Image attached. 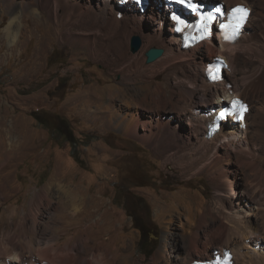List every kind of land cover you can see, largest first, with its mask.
Listing matches in <instances>:
<instances>
[{
    "label": "rangeland",
    "instance_id": "rangeland-1",
    "mask_svg": "<svg viewBox=\"0 0 264 264\" xmlns=\"http://www.w3.org/2000/svg\"><path fill=\"white\" fill-rule=\"evenodd\" d=\"M247 1L255 6L254 9L264 11V0ZM136 7L139 8L138 5ZM3 11H7V4L5 0H0V163L3 166L0 167V218L9 222L8 227L0 224V236L14 231L16 220L29 216L31 202L46 189L52 194L53 204L48 208L43 206V211L36 215L45 238L55 234L57 241L64 244L70 238L83 239L87 235L91 238V247H87L84 254L88 252L90 255L99 248L124 257L126 249L123 251L122 248H129L128 255L138 264H154V256L168 240L165 255L171 258L176 250L186 246L183 227L186 216L175 213L174 219H169V212L178 203V198L194 197L195 202L202 196L215 213L220 210V201L216 196L215 184L218 179L208 170L207 160L194 158L189 169L180 166L178 159L166 164L162 147L156 150L132 130H124L120 124L137 112L145 118L150 115L156 118L159 110L163 111L165 117L178 121L174 111L157 107L171 92L167 75L159 74L150 80L143 77L128 80L119 71L121 60L92 57L88 48H76L62 40L46 11L40 14L22 11L24 36L19 42L11 43L4 35L9 14H3ZM164 14L170 22L167 10ZM262 17L254 16L250 28L264 32ZM205 47L203 45L200 50L190 51L186 62L196 60L201 66L198 56L204 53L209 63L214 56L210 57L213 54L207 53ZM245 60L239 58L238 73L236 71L235 74L239 77V84L241 76L246 73L247 68L242 69ZM245 64L249 73L260 66L264 69V61L260 57L248 59ZM198 65L192 64L185 70L195 73ZM116 83L130 84V87L120 90L114 87ZM157 86H162L160 92ZM56 87L61 89L56 90ZM210 93L211 101L199 106L207 110L212 108L214 113L217 107L222 106H216L218 102L213 103L217 98ZM110 95L117 98L115 106L108 99ZM137 100L153 107V110L135 106ZM38 109L66 116L78 136L89 132L94 135V140L88 146L77 149L81 164L72 156L69 142H58L54 133L33 117L32 112ZM250 123L249 139L240 146L243 149H248L245 147L247 145L256 148L255 162L239 148L234 158L222 164L233 168L239 165L243 170L242 177L236 179L237 190L245 188L255 192L260 203L254 216L247 215L245 219L253 220L252 225L264 233V126L263 132L259 133L253 117ZM186 127L187 121L181 124L182 132ZM9 134L13 136L12 139ZM185 152L191 150L186 149ZM9 155L12 157L9 158ZM121 186L127 188L124 196L119 193ZM74 204L80 206V212L73 211ZM131 210L142 217L147 233L157 244L151 256L140 251L142 232L135 226ZM27 219L30 223L33 218ZM199 222L200 213L195 218L196 225ZM221 247L220 242L215 243L209 249V255ZM256 247L259 249V246ZM163 262L166 261L163 259ZM241 262L248 264L243 258L239 264ZM254 263L258 264L256 261Z\"/></svg>",
    "mask_w": 264,
    "mask_h": 264
},
{
    "label": "bare ground",
    "instance_id": "bare-ground-1",
    "mask_svg": "<svg viewBox=\"0 0 264 264\" xmlns=\"http://www.w3.org/2000/svg\"><path fill=\"white\" fill-rule=\"evenodd\" d=\"M226 1L228 7L238 3H247L252 8L254 6L247 0ZM5 3L7 11H3V14H9V22L4 35L11 43L19 42L24 36L22 29L24 14L21 15L22 11L25 10L33 14L46 11L54 21L62 40L70 42L76 48H88L92 57L102 60H121L119 71L128 80H138V77L150 80L159 74L167 75L171 84V92L157 107L166 110L169 108L174 111L178 121L174 122L168 116L165 117L163 111L159 110L156 118L153 115L145 118L137 112L131 114V118L122 120L120 124L124 130H132L138 137L153 145L156 150L162 147L166 164L178 159L181 161L179 162L180 166L189 169L194 158L207 160L208 170L218 179L215 185L216 196L220 201V210L215 213L202 196L195 202L194 197L180 196L177 200L178 203H175L169 212V219L172 221L175 213L186 216L187 221L183 223L186 246L176 250L174 255L168 258L165 255V246L169 244V241H164L161 250L153 258L154 264H188L195 260H204L210 256L208 251L217 242L222 245L220 249H232L234 264H237V261L239 264V260L242 258L248 264H252L254 261L264 264V233L252 225L253 220L245 219L247 215L254 216L258 211L260 207L258 197L255 192L248 189L237 190L236 179L241 176L243 171L239 165L233 168L222 164L225 160L234 158L239 148H241L240 152L250 156L254 162L257 157L254 146L247 145L245 147L248 149H243L240 144L244 145L249 139L251 117L254 118L259 133L264 126V97L262 96L264 95V69L260 66L249 73L245 64L248 59L255 57H260L264 61V32H259L258 28H250L252 26L251 19L256 15L264 17V11L253 8L243 34L235 43H218L217 36L214 34L210 40H203L191 48L182 49L180 36L173 32V24L164 14L168 7L165 4L161 6L159 0H150V5L146 9L136 7L131 1L120 7L116 0H21V2L5 0ZM151 5L152 7L149 8ZM134 35L139 36L141 40V45L136 51H132L130 48ZM203 45L206 46L207 53L213 54L210 57L219 54L228 57L230 66L229 70L224 72L222 82L214 83L206 78L204 71L205 65L208 63L206 54L201 53L198 56L201 66L196 60L186 62L189 52L200 50ZM150 48H162L164 52L159 58L146 64V52ZM240 57L246 59L242 69H247L246 73L241 76L239 84V77L235 74L238 63L240 64ZM192 64L198 65L195 73L185 70ZM170 75L173 76V79L169 78ZM227 82L233 83L232 94L226 88ZM114 87L121 90L122 87H130V84L116 83ZM157 87L160 92L162 86ZM210 91L217 98H214L213 102H218L216 106H222L226 99H231L235 94L246 101H249L250 98L251 108L246 115L245 128L233 123L229 117L221 124L218 132L207 137V125L214 114L221 109V107H217L212 113V108L207 110L199 106L206 105L211 101ZM115 98V95L108 96L114 106L116 105ZM130 105L134 106L132 102ZM137 105L147 110H153V107H148L149 105L146 106V103L139 100L135 106ZM120 116L122 115L120 114ZM186 121V130L182 132L181 124ZM9 137L13 138L10 134ZM10 144L14 145V143ZM186 149L191 152L186 153ZM1 192L3 191L1 190ZM244 194L246 195L244 196ZM51 197L52 194L46 189L39 192L31 202L29 216H23L22 219L16 220L14 231H8L4 236H0V264H23L25 261L30 264H138L131 258L132 256L128 255L129 248H122V250L126 249V251L123 250L125 251L124 257L111 251H107L109 252L107 253L105 249L100 250L99 248L94 249L90 255L87 254L88 252L84 254L83 251L85 252L87 247H91V238L87 235L83 239L70 238L64 244L57 241L58 236L55 234H49L45 238L36 215L43 211L41 209L43 206L48 208L53 204ZM59 201H57L58 204H61ZM73 207V211L80 209L78 204H74ZM33 212H36V218H34ZM198 213H200V222L196 225L195 218ZM28 217L33 218L30 223L27 221ZM0 224L8 227L9 222L1 217ZM193 227H195L194 231ZM256 246H259V249H256ZM97 250L100 251L97 252ZM163 259L166 262H163ZM240 264L245 263L241 262Z\"/></svg>",
    "mask_w": 264,
    "mask_h": 264
},
{
    "label": "trees",
    "instance_id": "trees-1",
    "mask_svg": "<svg viewBox=\"0 0 264 264\" xmlns=\"http://www.w3.org/2000/svg\"><path fill=\"white\" fill-rule=\"evenodd\" d=\"M60 89L61 87H56V90ZM32 115L39 124L46 126L48 129L51 130L52 133H54V135L57 137L58 142H69L72 147V156L80 164L82 163L80 153L77 149L80 146H88L94 140V135L92 133L89 132L86 134H81V136L76 135V133L74 132V128L72 127L71 121L66 116L58 112H51L47 110L38 109L36 111H33ZM126 192V187L121 186L119 188V193L122 196H124ZM139 204L142 205V202L140 201ZM131 215L133 216L135 226L141 229L142 232V238L140 239L139 243L140 251L146 256H151L153 254V251L156 249L157 244H154L152 242V239L150 238L143 224L142 217L138 216V214L134 210L131 212Z\"/></svg>",
    "mask_w": 264,
    "mask_h": 264
},
{
    "label": "snow or ice",
    "instance_id": "snow-or-ice-1",
    "mask_svg": "<svg viewBox=\"0 0 264 264\" xmlns=\"http://www.w3.org/2000/svg\"><path fill=\"white\" fill-rule=\"evenodd\" d=\"M180 3H189L190 7L192 8L193 11H197L199 9V5L197 4H194L191 2V0H179ZM221 9L220 8H217V12H220ZM233 13H234V19L239 21L240 23L243 22V20L245 19V17L247 16L248 14V10L243 8V7H236L234 8L233 10ZM235 14H239V15H235ZM173 19H175L179 24L183 25L184 27H189V25H187L185 23V21H183L180 17H173ZM214 19V17L209 13L207 14L206 16L205 15H201V21H202V30L205 31V32H208L209 31V24L212 22V20ZM239 26L240 24L237 23L235 25V27L233 28V33L235 34L236 31H238L239 29ZM222 27L224 28H228V27H231L230 25H222ZM180 31H183V28L179 29ZM229 38L226 36V39ZM224 113H221V116H223Z\"/></svg>",
    "mask_w": 264,
    "mask_h": 264
},
{
    "label": "water",
    "instance_id": "water-1",
    "mask_svg": "<svg viewBox=\"0 0 264 264\" xmlns=\"http://www.w3.org/2000/svg\"><path fill=\"white\" fill-rule=\"evenodd\" d=\"M213 3L219 2V0H212ZM141 45V40L139 36L134 35L131 39V50L136 51L139 49ZM164 50L162 48H150L146 52V62L151 63L152 61L156 60L163 54Z\"/></svg>",
    "mask_w": 264,
    "mask_h": 264
},
{
    "label": "flooded vegetation",
    "instance_id": "flooded-vegetation-1",
    "mask_svg": "<svg viewBox=\"0 0 264 264\" xmlns=\"http://www.w3.org/2000/svg\"><path fill=\"white\" fill-rule=\"evenodd\" d=\"M212 255V254H211ZM211 256H209L208 258H210Z\"/></svg>",
    "mask_w": 264,
    "mask_h": 264
}]
</instances>
